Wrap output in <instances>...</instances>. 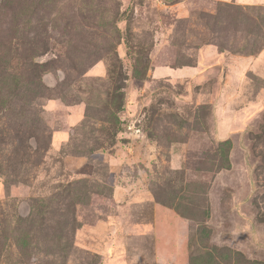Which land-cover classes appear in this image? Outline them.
<instances>
[{
    "label": "rangeland",
    "instance_id": "1",
    "mask_svg": "<svg viewBox=\"0 0 264 264\" xmlns=\"http://www.w3.org/2000/svg\"><path fill=\"white\" fill-rule=\"evenodd\" d=\"M0 264H264V0H0Z\"/></svg>",
    "mask_w": 264,
    "mask_h": 264
}]
</instances>
